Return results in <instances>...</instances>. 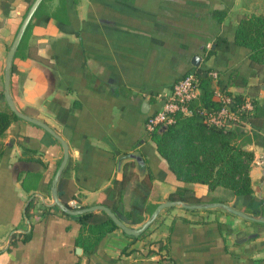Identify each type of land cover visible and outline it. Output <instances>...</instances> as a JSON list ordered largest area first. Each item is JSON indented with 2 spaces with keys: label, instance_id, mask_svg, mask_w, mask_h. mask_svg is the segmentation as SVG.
Returning a JSON list of instances; mask_svg holds the SVG:
<instances>
[{
  "label": "crops",
  "instance_id": "crops-1",
  "mask_svg": "<svg viewBox=\"0 0 264 264\" xmlns=\"http://www.w3.org/2000/svg\"><path fill=\"white\" fill-rule=\"evenodd\" d=\"M27 5L0 0V75ZM42 11L50 19H31L24 56L13 59L14 101L68 144V168L57 181L60 200L74 207L98 203L100 192L122 177L125 162L132 166L124 208L147 190V176L145 206L167 200L178 186L196 195L225 194L221 186L210 190L178 179L145 127L173 83L195 66L217 70L221 87L255 100L258 124L245 127L253 134L249 173L254 195L264 200V68L252 64L249 49L234 40L238 18L263 12L264 0H44ZM218 38L226 47L216 48ZM48 133L18 118L0 137V264H264V226L220 210L181 206L161 210L141 237L114 228L85 251L77 243L79 220L46 210L63 156L61 142Z\"/></svg>",
  "mask_w": 264,
  "mask_h": 264
},
{
  "label": "trees",
  "instance_id": "trees-1",
  "mask_svg": "<svg viewBox=\"0 0 264 264\" xmlns=\"http://www.w3.org/2000/svg\"><path fill=\"white\" fill-rule=\"evenodd\" d=\"M31 2L32 0H28L27 8ZM43 3L44 0H42L33 15V23L46 22L50 19L51 14L48 12L43 13L42 11ZM33 23L31 21L28 23L15 52V56H24L21 49ZM234 40L237 44L249 49V58L252 64L258 65L260 69L264 68V11L260 13L252 12L242 14L238 18L234 32ZM219 46L226 47V40L224 38H218L216 40V48ZM214 50L215 48L209 49L208 53H213ZM210 69V67L204 66H195L193 69L199 77L200 94L191 103L192 112L190 114L176 113L175 122L166 125L162 130H160V127H156L148 133L150 138L155 142L156 150L167 161L169 169L178 179L186 182L205 183L210 190L221 186L226 188L230 195L219 197L209 194L203 196L196 195L193 189L186 186H178L175 191L168 195V199H181L189 203L222 201L249 214L256 216L262 214L264 216V200L254 195L249 173L250 163L254 153L247 147V143L251 141L253 134L245 128L247 124L252 128L257 126V115H255L257 104L251 97L224 89L218 80L220 87L231 95V108L239 107V112L245 122L231 124L230 126H221L208 121L207 117L209 112L216 111L221 107V102L215 97L212 80L208 75ZM10 92L13 99L17 100L19 96L17 67L14 63L11 67ZM0 93L5 103L4 106H0L1 137L11 122L20 117L9 109L5 102L3 91ZM246 98L250 99L253 103V110L251 112L241 109ZM129 166H132L130 162L123 164L122 177L114 179L112 186L102 190L97 201L100 204H105L110 207L124 222L136 224L144 221L158 203L144 205L147 192L151 187V180L147 176L142 179L147 190L143 193L136 192L138 200L134 201L130 208H124L121 202V196L128 178L127 168ZM67 168L68 166H65L63 176ZM61 179L58 182V188L61 184ZM230 196L234 197L232 203L229 202ZM61 200L70 207L78 208L69 204L67 199L63 197ZM34 203L35 200L32 198L25 206L27 216L32 213ZM50 207H54L60 213L76 217L79 220L81 230L77 238V243L82 245L85 251L92 250L94 245L108 231L119 228L103 210H100V212L87 211L73 215L60 210L56 204L46 206V210ZM170 208L172 207H166L164 209L167 210ZM184 209L192 210L190 208ZM193 210L200 209L194 208ZM201 210H220L234 214L224 208H202ZM144 211H147L146 216L143 214ZM242 219L250 221L252 224L264 226V222L262 221L247 218ZM146 231L139 236L132 235V237H141ZM83 232H86V234H83ZM161 247L162 245L159 246V249ZM163 247L167 249V244H164ZM152 251L154 252L155 249H148V253Z\"/></svg>",
  "mask_w": 264,
  "mask_h": 264
},
{
  "label": "water",
  "instance_id": "water-1",
  "mask_svg": "<svg viewBox=\"0 0 264 264\" xmlns=\"http://www.w3.org/2000/svg\"><path fill=\"white\" fill-rule=\"evenodd\" d=\"M42 0H32L30 5L28 6L26 13L24 14L15 34L13 37V40L7 50L6 58L4 62L3 67V96L5 99L6 104L8 105L9 109L13 111L18 117L25 119L29 122H32L34 124H37L38 126L44 128L47 132H49L52 136L57 138L63 147V156L62 159L55 171V174L53 176L52 182H51V194L53 198V204H56L58 208L62 211H65L68 214H80L87 211H93V210H103L105 211L110 218L113 220V222L121 228L126 234L133 235V236H139L141 233L147 230V228L152 224V222L157 218L158 214L166 207H173V206H181L183 208H224L227 211H230L236 215H239L243 218H247L250 220H257L264 222V216L262 214L256 216L249 214L239 208H236L235 206L222 202V201H206V202H199V203H189L185 202L181 199H167L164 201L159 202L154 209L151 211V213L147 216V218L142 221L138 226H131L126 224L122 219L118 217V215L107 205L105 204H92L89 206L84 207H78L73 208L68 205H66L62 200H60L58 193H57V181L63 171V169L66 166L69 152H68V144L64 140V138L59 135L50 125H48L45 121L31 116L24 111L20 110L10 92V78H11V67L13 64V59L15 57V52L18 48V45L22 39V36L25 32V29L28 25V23L33 18V15L40 5ZM196 60L198 59V56L195 57ZM197 64V62L195 63ZM165 126L160 127V130L164 129ZM131 156L135 157L136 159L140 160V156H138L135 153H131ZM81 247H77V251H80Z\"/></svg>",
  "mask_w": 264,
  "mask_h": 264
},
{
  "label": "built area",
  "instance_id": "built-area-1",
  "mask_svg": "<svg viewBox=\"0 0 264 264\" xmlns=\"http://www.w3.org/2000/svg\"><path fill=\"white\" fill-rule=\"evenodd\" d=\"M208 75L212 82H215V85L213 84L214 94L216 99L221 102V107L216 111L209 112L207 120L221 126L244 123L239 107L231 108V95L218 84L219 72L210 69ZM199 94V77L194 70L188 71L173 83L170 91L163 96L161 105L147 116L145 121L146 130L149 132L156 127L175 122L176 113L190 114L192 112L191 103L198 98ZM241 109L250 112L253 110V103L250 99H245ZM260 161L262 162L263 159H260Z\"/></svg>",
  "mask_w": 264,
  "mask_h": 264
},
{
  "label": "rangeland",
  "instance_id": "rangeland-1",
  "mask_svg": "<svg viewBox=\"0 0 264 264\" xmlns=\"http://www.w3.org/2000/svg\"><path fill=\"white\" fill-rule=\"evenodd\" d=\"M3 91V67H2V71H1V75H0V92ZM1 94V93H0ZM2 99V97H1ZM230 195L228 192H226L225 194H220V196H228ZM179 208V207H176Z\"/></svg>",
  "mask_w": 264,
  "mask_h": 264
}]
</instances>
